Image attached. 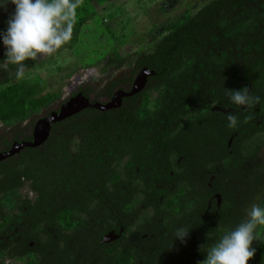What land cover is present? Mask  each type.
<instances>
[{"label":"flooded vegetation","instance_id":"flooded-vegetation-1","mask_svg":"<svg viewBox=\"0 0 264 264\" xmlns=\"http://www.w3.org/2000/svg\"><path fill=\"white\" fill-rule=\"evenodd\" d=\"M210 1L194 5L193 11L186 5L165 22L163 31L150 30L148 50H117L119 65L108 63L109 53L102 65L72 78L67 89L56 92V100L25 121L8 127L0 122V152H5L14 142L32 141L35 123L77 94L90 105H105L122 93L117 108L87 106L51 123L47 139L36 147L47 148L62 138L67 159L95 164L94 176L76 174L66 179V187L59 180L54 194L45 184L39 192L32 191L28 182L0 193V264H197L225 233L247 219L246 209L254 203L264 208V161L259 156L264 152V90L240 76L244 69L264 71V0H213V30L196 32L199 42L186 50L195 55L191 61L171 57L167 65L145 62L152 60L158 40L165 35L174 39L177 33L169 27L186 16L195 21ZM9 5L10 11L16 8ZM8 17L0 13V60L6 51L2 30L8 28ZM237 25L246 26L241 37L251 42L246 53L251 59L245 66L237 64ZM259 38L262 43L253 42ZM34 62L25 61L26 68ZM144 69L153 74L138 92L127 95ZM9 82L15 78L0 73V86ZM244 86L260 97L247 110L225 95L226 89ZM45 93L44 89L41 94ZM229 113L238 116L235 129L227 126ZM96 114L118 116L122 126L102 131L109 137L99 142L92 130L63 127L76 116ZM246 116L252 117L247 123ZM87 140L91 143L85 145ZM84 150L91 153L89 161L82 159L87 156ZM181 227L190 229L186 243L174 240ZM256 231L261 242L253 241L256 253L248 264H259L257 252L264 247V226Z\"/></svg>","mask_w":264,"mask_h":264},{"label":"trees","instance_id":"trees-1","mask_svg":"<svg viewBox=\"0 0 264 264\" xmlns=\"http://www.w3.org/2000/svg\"><path fill=\"white\" fill-rule=\"evenodd\" d=\"M108 1L109 0H96L98 4H103ZM216 12L215 1L212 0L205 5L202 12H198L197 15H195V21L193 18L187 19L189 17L186 16V21L184 20L182 23L179 22L169 27L168 29L172 28V33H177L174 39L169 40L168 36L165 35L158 40L155 45V52L152 60H146L145 62L149 64H157L158 66L167 65L168 63H171V57L174 58V61L180 57H182L180 58V61H183L186 58L191 61L195 55L193 56L191 53H187L186 50L196 46L199 42L196 37V32H212ZM95 16L96 11L90 3V0H84L83 5L77 8V20L73 27L72 38L61 48H71L74 46L78 41L81 32L87 29V25L94 21ZM250 27V25L247 26V30L248 28L250 30ZM237 28L239 50L237 64L245 66L248 64V60L251 59V57H249L250 55L246 54L249 49L248 45L250 41L247 37H241L246 34V26L242 27L241 25H237ZM2 31L6 32L7 29L5 28V30ZM253 42L260 44L262 43V40L259 38ZM171 44H173V51H171ZM257 51L253 61L259 56L260 52L259 50ZM151 55L152 54H148L147 56L151 57ZM213 55H217V53L214 52ZM109 56L108 63L114 65L120 64L117 49H114ZM256 64H260V66L263 65L261 62ZM255 69L256 68L254 67L253 70ZM246 70L247 69L240 71L242 80L253 82L254 87H257L256 89L262 92L264 90V85L262 84L264 82L263 69H256L253 73H248ZM163 73L164 72L161 71L158 72L159 75H162ZM44 89V84L30 83L24 78H15V82H9L5 86H0V122L7 127L21 123L30 116L49 106L59 97L58 93L47 92L41 94ZM69 122L66 123V126L63 125V127L73 130H92L94 134L91 135L97 136V142H99L100 138L103 140L104 138L106 139L109 137L108 133H101L102 131L115 130L122 126L120 117L100 116V114H96L90 118L88 115L85 117L76 116L69 120ZM85 135L86 133H83L82 138H86ZM242 138L245 140L246 135H242ZM60 139L62 140V138ZM60 139L56 138L52 140L49 143L50 145L44 149L25 148L20 151L17 156L10 157L6 159V161L0 163V193L5 195L6 193L13 191V188H17L28 182L29 189L32 191L39 192L41 186L45 184L48 192L54 194L56 192L55 186H59V184L56 185L59 180L60 186L66 187L69 184L66 179H69L76 174L77 176L80 174V177H85L87 175L94 176L96 174L94 170L97 166L91 163H80L79 159L73 160V157L67 159V151H65L64 148L65 143H62ZM90 143L91 141L87 140L85 145ZM98 152H102V150ZM83 153L87 154V156L84 155V157H86L82 159L89 161L88 155L91 153H88L86 150H84ZM248 157L252 158L253 153L249 154ZM81 180L82 179L80 178L77 180V185L80 186ZM65 190L66 189L63 191ZM258 251V263L264 264V247H259Z\"/></svg>","mask_w":264,"mask_h":264},{"label":"clouds","instance_id":"clouds-1","mask_svg":"<svg viewBox=\"0 0 264 264\" xmlns=\"http://www.w3.org/2000/svg\"><path fill=\"white\" fill-rule=\"evenodd\" d=\"M9 2L16 8L7 21V31L2 34L6 51L4 59L0 60V73L20 79L27 67L25 61L51 56L71 40L77 8L84 0H0V8L7 9ZM225 95L233 104L246 110L260 102V97L250 94L247 86L240 90L226 89ZM251 119L246 116L244 122ZM227 121L229 128L238 127L237 115L229 113ZM246 216L235 230L225 233L207 250L206 258L197 264H248L256 253L253 241L261 242L256 229L258 225L264 226V208L254 203L246 209ZM189 231L186 227L178 228L174 240L186 243Z\"/></svg>","mask_w":264,"mask_h":264},{"label":"rangeland","instance_id":"rangeland-1","mask_svg":"<svg viewBox=\"0 0 264 264\" xmlns=\"http://www.w3.org/2000/svg\"><path fill=\"white\" fill-rule=\"evenodd\" d=\"M165 1L168 0H109L100 6L96 0H90L97 15L81 32L76 44L35 61L26 68L22 78L30 83L44 84L45 92H62L72 78L84 77L87 71L94 69L90 66L102 65L106 55L114 49L119 53L148 50L150 30L163 31L165 22L180 15L186 5L193 11L194 5L200 6L206 0H177L175 5L169 0L166 8ZM8 7L9 4L7 9L0 8V13L7 12L10 17L15 9L10 11ZM259 156L264 161V152Z\"/></svg>","mask_w":264,"mask_h":264},{"label":"water","instance_id":"water-1","mask_svg":"<svg viewBox=\"0 0 264 264\" xmlns=\"http://www.w3.org/2000/svg\"><path fill=\"white\" fill-rule=\"evenodd\" d=\"M152 71L144 69L141 71L137 77L132 90L127 95H132L138 92L144 85L145 79L148 75H152ZM122 93L117 92L113 95L112 100L105 104H93L90 105L87 98L82 94H77L75 97L71 98L67 103L61 106L59 111L51 112L47 117L39 119L33 128L32 141H22L12 143L10 149L5 152H0V162L16 155L23 148H36L40 146L48 137L50 131V124L64 120L67 117L79 112L87 106H92L101 110H107L112 108H117L120 105Z\"/></svg>","mask_w":264,"mask_h":264}]
</instances>
